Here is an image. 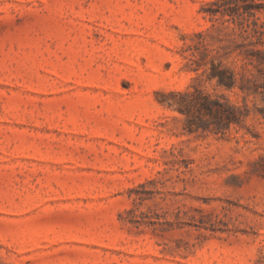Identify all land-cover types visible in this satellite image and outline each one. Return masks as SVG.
I'll use <instances>...</instances> for the list:
<instances>
[{
    "label": "rangeland",
    "instance_id": "obj_1",
    "mask_svg": "<svg viewBox=\"0 0 264 264\" xmlns=\"http://www.w3.org/2000/svg\"><path fill=\"white\" fill-rule=\"evenodd\" d=\"M214 1L0 0V264H264V63ZM195 88L247 114L189 129Z\"/></svg>",
    "mask_w": 264,
    "mask_h": 264
},
{
    "label": "trees",
    "instance_id": "obj_2",
    "mask_svg": "<svg viewBox=\"0 0 264 264\" xmlns=\"http://www.w3.org/2000/svg\"><path fill=\"white\" fill-rule=\"evenodd\" d=\"M212 4L215 7H204L202 11L207 12L211 19H223L222 23L224 21L233 22L240 30L239 35L248 39L247 43H240L234 47L239 49V54L244 59L242 67L244 68L247 63L252 64L254 61L264 63L263 48L247 47L255 43L264 45V21L259 22V17L256 16L257 12L264 11V1L215 0ZM206 35L207 33L204 31L195 32V39L192 38V43L185 46L184 50L189 51L191 68L198 71L201 66L209 62L208 79L214 78L219 86L231 89L235 85L234 70L223 63L222 59L211 55L213 49L209 48ZM251 36H255V41L250 38ZM219 47L221 49L229 48L228 45ZM216 51L218 52V50ZM239 88L242 91L245 90V87L241 85ZM170 96L167 105L175 107L186 115L189 129L193 127L194 130L199 128L205 130L212 124L215 131H222L247 114H243L240 108L229 104L223 96L211 98L209 94L196 88L193 91L171 92ZM244 109L246 112L248 111L246 108ZM195 112L204 117L195 119Z\"/></svg>",
    "mask_w": 264,
    "mask_h": 264
}]
</instances>
